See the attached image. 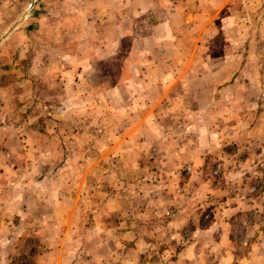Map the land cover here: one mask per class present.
I'll use <instances>...</instances> for the list:
<instances>
[{
  "label": "rangeland",
  "instance_id": "374dc122",
  "mask_svg": "<svg viewBox=\"0 0 264 264\" xmlns=\"http://www.w3.org/2000/svg\"><path fill=\"white\" fill-rule=\"evenodd\" d=\"M41 1L0 0V264H264V11L236 0L226 29L237 67L259 72L249 97L243 75L241 91L219 94L184 73L206 63L179 58L186 29L171 36L150 20L135 41L86 55L77 26L68 40L44 32ZM111 26L87 38L107 46ZM77 55L101 70L79 91L64 70ZM252 106L255 134L204 143ZM194 144L211 152L198 169Z\"/></svg>",
  "mask_w": 264,
  "mask_h": 264
},
{
  "label": "crops",
  "instance_id": "0c3cea01",
  "mask_svg": "<svg viewBox=\"0 0 264 264\" xmlns=\"http://www.w3.org/2000/svg\"><path fill=\"white\" fill-rule=\"evenodd\" d=\"M235 1L236 0H42L40 3L38 2L39 4H37L36 7H44L46 10V15L43 19L46 24L44 26V32L46 33L58 32L62 38L68 40V36H70L71 32L74 30L72 28L77 26L79 31L78 29L75 31L79 40L78 42L87 44V49L85 50L86 55H89V50H92L94 53L106 47L117 49L118 45L122 44L123 41L130 43L135 41L133 37V28L137 27L138 29H136V32L140 34L142 33L144 25L147 23L149 24L150 20H154L152 24H155L158 32L163 31L167 33V35L179 36L181 33L177 32V28L182 29L183 33H185L184 30L186 29V32L187 30L189 31L188 42L191 44V49L189 50L190 52L188 51L187 53H185L187 49L182 50L179 58L193 59L194 61L201 60L204 56L206 63L202 68L196 70L188 68V71H185L181 70V68H176L173 73H183L185 71L184 73L189 72L191 75L201 74L202 81L205 83L207 82L210 87H217L216 90L219 94H224L228 91L234 92L236 89L241 91V86H244V82L243 84L240 83V79L243 75L248 79L246 91L247 95L251 97L249 93H255V91L258 90V86L261 85L257 84V73L259 74V72L253 69L250 71V69L246 70L245 68L237 67L235 60H238L242 56V53L232 48L229 43L236 41V44H238L239 39L237 36H233L232 38L226 33L227 26L231 27L237 24L236 21L232 23L230 20V14H233L234 11L238 9H236V4L231 6ZM250 8L255 10L261 8L264 11V0H253V2L246 6V9ZM241 11L243 12V10ZM98 21H109V24L112 23L110 32L108 33L109 39H105L109 44L107 46L95 42L94 39L96 38L91 40L87 38L89 36L86 32V28L93 27L95 24L98 25ZM40 23L43 24V22ZM261 25V27H264V19ZM216 27H219L220 30L214 32V28ZM81 28L83 30H81ZM196 33L202 34L200 37L196 36V38ZM11 39L12 40L9 41L4 40L3 43H5V41L7 43L11 41L12 44L20 42L23 39V33L18 32V34H13ZM201 50L203 51L202 53ZM21 53L22 51H20V54ZM70 54L71 53H67V63H69L74 56ZM3 55L4 53H2V56ZM76 57V66H67L64 67V70L66 72L65 74L68 76V81L69 77H73L72 75L78 76L76 90L79 91L82 88L89 87L88 83L80 82L83 78L82 76H88L92 71L101 74V70L98 69V72H96L95 68L92 70L89 65L91 62L90 58L86 59L83 55H77ZM213 60H222V62H217L213 65ZM0 67L3 68V66ZM131 71L132 70L128 69V73H131ZM4 72L13 76L18 75V72L15 70ZM234 76L238 77L235 78ZM69 85L66 88L68 91H70ZM90 87H92L93 90L95 89L93 85ZM218 87L221 88L218 89ZM5 89L7 93H4L5 98L3 99L4 101L6 100V105L9 107V105L11 106L13 104L14 98L12 93H9V89ZM236 97L239 98L237 94ZM246 99L250 104L253 102V99L251 100L247 97ZM254 107L255 106H252L251 109L248 107L250 111L244 110V112L242 111L243 114L237 112L231 117L232 124L235 126L232 128L231 134L227 133V129L230 127L226 128L221 123L214 129H207L209 132L203 136L204 143L206 141L211 144H221L224 143L223 140H226L227 137H236V140H243L249 138V136L251 137V135L256 133L254 128H256L259 119L258 115L256 123L251 127V124H249L250 116H255L257 114L252 112V109H255ZM229 119L230 118H227L228 121ZM210 132H212V134ZM213 132H217V134H213ZM249 144L250 146L248 149L251 150L253 144L250 141ZM209 153L211 152L207 150L203 152L200 147L194 144L192 157L190 159L193 168L198 169L204 163ZM244 203L246 204L247 202ZM111 212L113 213L114 211H110V214ZM99 228L101 229H99L98 234L96 232V235L106 230V228L102 226Z\"/></svg>",
  "mask_w": 264,
  "mask_h": 264
},
{
  "label": "water",
  "instance_id": "95a60500",
  "mask_svg": "<svg viewBox=\"0 0 264 264\" xmlns=\"http://www.w3.org/2000/svg\"><path fill=\"white\" fill-rule=\"evenodd\" d=\"M30 8H31V6H30Z\"/></svg>",
  "mask_w": 264,
  "mask_h": 264
}]
</instances>
